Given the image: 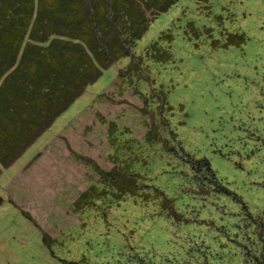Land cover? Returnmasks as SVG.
<instances>
[{
	"label": "rangeland",
	"instance_id": "rangeland-1",
	"mask_svg": "<svg viewBox=\"0 0 264 264\" xmlns=\"http://www.w3.org/2000/svg\"><path fill=\"white\" fill-rule=\"evenodd\" d=\"M131 55L0 164V264H264V0H177ZM112 133L149 187L82 207Z\"/></svg>",
	"mask_w": 264,
	"mask_h": 264
},
{
	"label": "trees",
	"instance_id": "trees-1",
	"mask_svg": "<svg viewBox=\"0 0 264 264\" xmlns=\"http://www.w3.org/2000/svg\"><path fill=\"white\" fill-rule=\"evenodd\" d=\"M176 1L0 0V164L14 160L98 76L100 67L126 56L140 58L131 55L136 40ZM148 49L145 56L153 59ZM113 135V166L98 172V180L78 200L82 207L98 202L109 208L149 187L129 166L132 150L124 151ZM201 165L211 173L207 161Z\"/></svg>",
	"mask_w": 264,
	"mask_h": 264
}]
</instances>
